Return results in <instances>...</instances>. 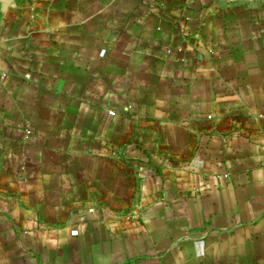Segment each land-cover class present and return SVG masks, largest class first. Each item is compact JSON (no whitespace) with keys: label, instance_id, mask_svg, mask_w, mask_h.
Wrapping results in <instances>:
<instances>
[{"label":"crops","instance_id":"0c3cea01","mask_svg":"<svg viewBox=\"0 0 264 264\" xmlns=\"http://www.w3.org/2000/svg\"><path fill=\"white\" fill-rule=\"evenodd\" d=\"M0 264H264V0H0Z\"/></svg>","mask_w":264,"mask_h":264}]
</instances>
